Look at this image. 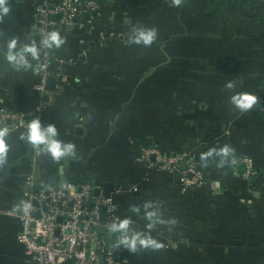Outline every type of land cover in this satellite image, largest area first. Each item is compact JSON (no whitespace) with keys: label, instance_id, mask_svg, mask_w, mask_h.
<instances>
[{"label":"crops","instance_id":"1","mask_svg":"<svg viewBox=\"0 0 264 264\" xmlns=\"http://www.w3.org/2000/svg\"><path fill=\"white\" fill-rule=\"evenodd\" d=\"M98 1L91 29L54 28L67 41L51 52L55 82L49 90L46 80V89L56 95L49 104L34 91L40 62L25 68L3 55L12 39L18 49L39 42L32 0H8L0 21V111L28 114L45 104L36 117L77 151L66 162L38 152L33 168L35 151L21 139L27 125L9 131L8 162L0 166V264H28L17 240L21 225L4 212L20 208L31 174L36 187L90 183L139 231H148L146 202L176 220L151 231L164 247L123 249L117 264H264V0ZM134 25L155 27L157 40L128 44ZM235 92H250L258 103L241 112L230 102ZM224 144L234 157L253 159L254 177L243 178L230 162L202 165L201 153ZM150 145L188 152L208 182L180 191L174 174L142 162L141 149Z\"/></svg>","mask_w":264,"mask_h":264},{"label":"built area","instance_id":"2","mask_svg":"<svg viewBox=\"0 0 264 264\" xmlns=\"http://www.w3.org/2000/svg\"><path fill=\"white\" fill-rule=\"evenodd\" d=\"M32 2L35 15L33 31L40 37L58 25L91 29L102 8L98 0ZM45 51L48 50H42L40 64L34 69L38 77L34 91L41 97L45 96L46 104H49L54 100L56 91L49 92L46 89V80L51 75V53L46 55ZM44 105L41 103L28 114L0 111V127L7 125L9 131H16L36 117ZM37 154L35 151L33 168L38 160ZM141 160L149 170L174 174L180 191L184 193L192 192L208 182L188 152L167 154L157 146H144ZM230 165L245 179L256 175L254 161L248 156H236ZM46 186L36 187L34 174L29 175L22 197V200L32 203L29 214L25 215L21 208L4 212L17 219L21 225L17 240L28 264H117L124 248L112 246L115 234L108 233L109 225L116 217H120L112 196L96 194L94 187L87 182ZM132 191L135 192L136 188ZM130 227L131 230L139 231L132 225Z\"/></svg>","mask_w":264,"mask_h":264},{"label":"clouds","instance_id":"3","mask_svg":"<svg viewBox=\"0 0 264 264\" xmlns=\"http://www.w3.org/2000/svg\"><path fill=\"white\" fill-rule=\"evenodd\" d=\"M181 0H172L173 6H179ZM10 12L8 0H0V21ZM158 31L155 27H147L144 25H134L128 34V44L144 45L145 47L152 45L157 40ZM67 37L61 34L59 29H53L43 33L39 42L35 38L30 43H25L19 49L17 48L18 38L7 42V52L3 53L5 59L14 65L32 67V61L39 62L42 50L45 54L54 52L66 44ZM235 85L229 81L226 87L233 88ZM231 104L241 112H247L258 103V97L250 92H235L230 97ZM10 135L7 125L0 127V166L8 162L11 145L8 143ZM59 133L54 124L42 125L39 117H33L27 121L25 132L21 133V139L27 141L31 145L33 151L47 154L55 162L73 160L77 156L76 145L71 141H64L58 138ZM235 149L224 144L219 147L209 148L208 151L201 153V161L203 166H207L210 159L215 160L218 167L223 168L231 160L234 159ZM218 158V160H217ZM47 187V186H45ZM19 207L25 215H28L32 209L30 200H21ZM144 219L147 221L145 228L148 231L131 230L133 223L131 217H116L108 227L109 235L115 234L112 246L123 247L124 249L135 253L138 249L157 250L164 247V244L151 235V231L158 224H175L176 220L167 221L163 219L162 213L159 211L157 204L146 202L143 205ZM133 212L139 213V207H133Z\"/></svg>","mask_w":264,"mask_h":264},{"label":"water","instance_id":"4","mask_svg":"<svg viewBox=\"0 0 264 264\" xmlns=\"http://www.w3.org/2000/svg\"><path fill=\"white\" fill-rule=\"evenodd\" d=\"M54 82H55V79L53 77H48V79H47V89L53 90L54 89Z\"/></svg>","mask_w":264,"mask_h":264}]
</instances>
